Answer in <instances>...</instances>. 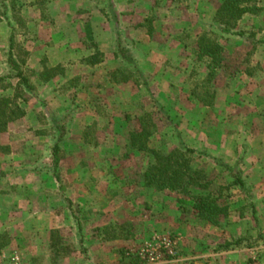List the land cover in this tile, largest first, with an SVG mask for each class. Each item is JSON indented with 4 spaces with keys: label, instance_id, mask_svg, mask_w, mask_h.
Instances as JSON below:
<instances>
[{
    "label": "rangeland",
    "instance_id": "rangeland-1",
    "mask_svg": "<svg viewBox=\"0 0 264 264\" xmlns=\"http://www.w3.org/2000/svg\"><path fill=\"white\" fill-rule=\"evenodd\" d=\"M123 1L135 7L132 12L135 23L148 17L149 20L141 24L146 30L154 29L149 32L157 46L154 45V49L161 47L163 56L170 57L179 51L172 40L173 25L180 28L185 23L187 28L175 39L192 47L197 35L217 28L212 16L221 0H63L52 10L57 15L53 19L49 15L56 0H6V10L0 2V77L11 73L7 53L9 38L13 35L14 60L29 77L36 94L33 98L24 91L15 92L16 80L0 83V97H19L16 102L24 112L23 117L9 123L5 132L0 133V235H7L8 241L0 249V264H97L99 254L96 256L98 251L91 240L94 237L102 240L100 246L106 241L126 240L127 245L115 251L116 262L111 264H144L137 253L155 236L173 242L171 254L159 253L155 264H172L184 253L178 254L182 240L173 232L176 226L181 230L191 229V241H184L182 248L199 258L190 264H225L226 260L264 264V239L257 238L256 212L252 216L254 203L258 207L264 204V192L250 186L260 184L261 171L257 167L263 164L261 156L264 157V111L258 108L264 102V44H256V41H264V0H257L260 9L257 15H245L232 34L218 37L224 49V68L212 85L218 98L217 106L214 105L217 108L203 109L192 97L193 81L202 80L204 70L189 59V49H186L180 52L179 61L165 62L163 78H154L150 71L143 76L126 73L133 89L122 87L119 106L115 111H108L106 103L110 99L104 98V90L98 89V96L88 91L76 96L74 90H68L72 79L69 76L74 78L83 73L81 79L91 83L96 75V72L73 67L89 52L84 51V55L77 52L80 50L77 47L79 32L73 31L71 24H80L82 19L90 17L93 9H103L113 21V34L124 45L127 33L116 15L124 13ZM11 5L15 6L14 10ZM178 10L185 14H177ZM147 12L150 13L146 16ZM173 12L176 15L169 17ZM44 23L49 26L37 30ZM34 30L37 32H31ZM102 35L110 36L109 31ZM27 39L34 44L33 51L28 52L25 47ZM45 42L55 44L56 53L60 49L72 53L68 63L51 65L43 49ZM54 53L52 51L51 56ZM143 66L153 70L147 64ZM193 68L197 74L189 78ZM174 70L178 76L173 74ZM245 71H251L253 76ZM60 72L63 79L55 81ZM165 75L168 78L165 79ZM139 85L143 86L142 90L136 88ZM91 105L100 117L87 133L89 144L80 149L74 143L62 146L67 156H62L58 167L54 168L50 151L57 136L50 129L52 121L55 119V123L65 125L68 141L78 134L75 124L92 121L91 113L83 112V108ZM144 113L151 114L155 124L149 148L201 152L191 156L192 166L204 172L212 183L211 190L231 183L226 166L241 172L250 186L249 192L243 194L238 188L222 191L219 202L227 206L228 215L220 218L218 227L200 221L189 206L183 212L180 202L186 201L184 197L142 188L140 175L150 160L126 148L125 144L128 132L138 123L136 118ZM76 172L79 177L75 176ZM53 175L58 178V186L51 181ZM30 185L41 189L36 190L39 197L36 200L30 201L29 197L34 196L28 189ZM260 189L262 191L264 186ZM200 193L191 190L192 195ZM78 199L82 202L77 204L74 201ZM251 205L253 208L249 207ZM63 214L67 215V226L62 220ZM107 215L110 225L106 227H110L109 235L113 238L103 234L105 227L93 228L97 221L99 224L105 219L108 221ZM238 240L242 241L239 246L219 249L225 243ZM50 245L56 246L52 250Z\"/></svg>",
    "mask_w": 264,
    "mask_h": 264
},
{
    "label": "trees",
    "instance_id": "trees-1",
    "mask_svg": "<svg viewBox=\"0 0 264 264\" xmlns=\"http://www.w3.org/2000/svg\"><path fill=\"white\" fill-rule=\"evenodd\" d=\"M0 2L2 9L6 10V0H0ZM11 2L14 3V1ZM11 9L14 10L15 6L11 5ZM259 12L260 9L257 7V0H221L212 16V23L217 27L216 29L197 35L196 41L192 47H188L182 40V42L179 41L184 48H189V58L204 70V72L201 73L203 79L197 82L193 81L194 91L191 94L200 106L204 108H213L215 104L216 93L213 91L212 85L220 71L224 68V49L218 42V37L221 35L232 34V30L236 27L237 22L245 15H257ZM238 36L243 35L239 34ZM256 44H264V41H256ZM13 48L14 41L13 35H11L9 38V48L7 53V65L10 68L11 73L6 77H1L0 83L16 80L17 85L13 88L14 91H24L28 93L30 97L34 98L36 97L35 89L31 84L29 77L22 72L17 62L14 60L12 53ZM115 51V56L118 59L129 65L133 63L129 51L122 46V43L118 39L116 40ZM101 58L102 55L94 50L91 56L83 60V63L88 66H94L101 62ZM245 72L248 76H253L251 71ZM62 74L63 72H60L57 75L62 76ZM196 74L197 73L193 68L189 78L194 77ZM128 79L129 76L121 77L122 82H126ZM80 83L81 78H72L69 80L68 90L75 91V89L80 86ZM2 90H7V87H2ZM18 99L19 97L17 96L12 99L0 97V133L5 132L9 123L16 122V120L24 116L23 110L17 105L16 101ZM140 115L141 116L136 118L138 122L136 127L128 132L125 147L134 153L144 154L147 159L150 160V162L148 161L147 167L140 175L142 179V188L159 193L168 191L184 197L186 201L180 202L183 204L181 206L183 212L185 211L184 209L189 206L190 209L197 214V218L200 221L212 227H218L220 225V218H226L228 215L227 206L222 205L219 202L222 197V191L225 189L229 190L230 188H238L243 194L249 192V187L245 179L242 177L241 172L238 170L232 171L231 168L226 166L225 168L228 171L231 183L226 186L218 187L217 190H211L210 187L212 186V183L207 180L204 172L195 169L191 162L192 155L202 153L193 149H187L184 152L181 150L166 152L149 148L148 143L155 133V124L152 122L151 114L144 113ZM129 118L130 117H127V119ZM55 122L56 120L54 119L52 121V127L50 128L54 130V133L57 136L50 151V161L53 167L57 168L63 156L62 146L64 147L67 145L63 140L68 134V131L66 130L65 125H59ZM91 128L92 125H89L83 129L81 136L84 146L85 144H89V141H87V133L92 131ZM53 176H55L54 179L57 181L58 178L56 175ZM193 189L198 190L201 193L199 195H192L191 190ZM70 206L71 205L69 204V210ZM249 207L253 208L252 205ZM254 210L255 209L253 208L252 216H254ZM76 222L80 228L78 219H76ZM103 230L105 236L109 235L110 227H105ZM6 236L7 235H0V249L5 247L8 242ZM109 236V238H113L112 235ZM257 238L260 239V234L257 235ZM241 242V240H238L232 244L225 243L219 249L228 250L232 246H239ZM55 246L56 245H50V248L53 250Z\"/></svg>",
    "mask_w": 264,
    "mask_h": 264
},
{
    "label": "crops",
    "instance_id": "crops-1",
    "mask_svg": "<svg viewBox=\"0 0 264 264\" xmlns=\"http://www.w3.org/2000/svg\"><path fill=\"white\" fill-rule=\"evenodd\" d=\"M56 1H57V3L53 2L54 3V4H52L53 7H51L52 9H50V15L49 16L51 19H53L54 17H57L55 11H52V10H54V8H57V5L59 6V4L63 0H56ZM149 1H159V0H149ZM58 2H60V3H58ZM123 3H124V7H123L124 13H120V14H116V15L118 16L119 19H121L120 20L121 24H123L122 30L125 33H127L126 40H125L126 43L124 45L122 43V46H124L129 51L130 57L133 60V63L131 65L127 64L126 62L121 61L120 59H118L115 56L117 37H115V35L113 34L115 31V29L113 28L114 24H113V21H111L110 15L108 14L107 11L93 9L94 12L90 14V17L87 16L86 19H84V20L82 19L80 21L81 22L80 24H77V25L71 24L74 27L72 30L74 31L77 29V31L79 32V37H78L79 44L77 43L79 46H77V47L80 50L77 52L82 53L83 55H84V51L89 52V54L87 56L85 55V57L83 59H80L78 62H76L75 65H73V67L79 68L83 71L85 70V71H89V72H96V75H94L91 83H89L87 79L86 80L81 79L80 86L77 89H75V95L78 96V95L85 94V91H88V93L92 92V95H94V94H97L96 91H98V89H101V91L104 90V92L106 94V97H104V98L110 99L109 100L110 102L106 103V109L108 108V111H110V110L115 111L116 106H119V105H117V101H118V98H120L119 96H121V93H120L121 88L122 87H127V88L130 87L131 88L133 86L131 84V81H129V79L126 82H122L121 81L122 76L125 77L127 74L131 75V76H133L134 74H139L140 76H143L144 74H149V71H150V74H152V76L154 78H156V77L163 78L165 62L171 61L172 63H175V62L179 61V59L181 57L180 52H184V50H186V48H184L182 43H180L179 41H176L177 39H175V36H178L179 32L182 31L183 28L186 27L185 23H183V25L180 28L178 26L176 27V25H173V28L171 30L173 35L175 33L172 40L176 43L177 47H179V51L177 50L176 53H172L170 55V57L169 56H163V50L161 47L154 49L155 43H154V39H151V37L149 35V29L146 30L143 27V24H141V23H146V20L148 19V17H146V18L144 17V20L142 22L140 21V23H138V22L135 23L133 21L134 19L132 18V16H133L132 12L135 10V7H133V6L131 7V4H130L131 2H129V1H123ZM133 5H135V4H133ZM107 10H110L109 6L107 7ZM178 11H179V13H177V14L184 13L181 10H178ZM140 12L142 13L143 10H141ZM149 13L150 12H147L146 16L149 15ZM175 15H176V13L173 12V14L172 13L169 14V17H173ZM170 19L172 20L173 18H170ZM45 23L42 25V27L39 26L37 30H39L40 28H41V30L46 29L47 26H49V25H47ZM65 25H67V24H65ZM152 29L153 28H150V33L154 30V29L153 30ZM104 31L105 32L109 31L110 36L105 37L104 35H102V32H104ZM31 32H37V31L34 30ZM76 34H77V32H76ZM172 40H171V42H173ZM25 47L28 48V52L33 51L32 49L34 48V44L32 42H29L27 39V43H25ZM52 47H54V48H52ZM55 47H56L55 44L45 42V44L43 45V49L46 52V59L53 66L59 65V64L60 65L67 64L68 61L70 60V56L72 53L71 54L66 53L65 49H63V50L60 49L59 50L60 52L56 53ZM81 49L83 50L82 52H80ZM132 49H136V50H138V52H136V50L133 52ZM188 49L189 48H187V50ZM94 50L98 51L102 55L101 62L97 65H94V66H88V65L84 64L83 60L85 58L91 56L93 54ZM52 51L55 52L54 56H51ZM34 64H36V63H34ZM144 64H147V66H149V67H153V70L145 69V67L143 66ZM138 66H139V68H138ZM174 73H177L175 75L178 76V72L176 70H174L173 74ZM82 74H80V75L77 74L76 77L82 78L81 77V76H83ZM72 76L73 75H71V77L69 76V78H73ZM165 76H164L165 79L168 78L167 76L166 77ZM62 77L63 76H58L57 77L58 79L56 78L55 81L56 80H58V81L62 80L63 79ZM184 77H185V75H184ZM85 81H86V83H85ZM130 85H132V86H130ZM136 88L142 90L143 86L139 85V87H136ZM131 89H133V88H131ZM132 94H133V92H132ZM132 94L130 96H132ZM96 96H98V94ZM217 101H218V98L216 95L215 104H214L216 106H217V103H216ZM216 106L215 107L213 106V107L217 108ZM202 108L208 109V108H204V107H202ZM258 108H259L260 112H261V110L264 111V102H263V105L261 107H258ZM198 109H199V107H198ZM94 110H96V109L94 108L93 105L88 106V108H86V107L83 108V112L86 111V112L91 113L92 121L86 122V123L83 122L82 124L81 123L75 124L76 128H78V134H77V136H75V138L71 137V139H69L68 141L65 138V140H66L65 142L67 144H70V145H72L73 143L77 144L76 147L79 149L81 147L82 148L84 147L83 139L81 136L83 129L85 127L91 125L93 122H98L99 117H100L99 115H97V113ZM135 112H136V110H135ZM135 112H133V113H135ZM128 113H131V112L128 111ZM263 147H264V144H263ZM262 154H263V152H262ZM65 156H67V153L64 152L63 158ZM261 157L263 158V164L258 165V167H257L258 171H261V177L258 180V183L260 182V184L256 185V186H254V185H250V186L252 188H254L253 190H255V191L259 190L260 192H264L263 191L264 189L262 191L260 189L261 186H264V157L263 156H261ZM257 169L254 168V170H257ZM75 176L76 177L78 176L77 172L75 173ZM51 181H53V183L58 186L57 181L54 178H51ZM80 187L83 188V185H80ZM28 189L30 191H32V193H34L33 194L34 196L29 197L30 201L36 200L39 198L38 196H36V194H37L36 190L38 189L37 187H35L34 185H30L28 187ZM38 190H41V189L39 188ZM91 190H93V188ZM94 192H96V191H94ZM46 196H48V195H46ZM263 198H264V195H263ZM74 202H77V204H78L79 202H82V200L78 199V200H75ZM260 208H261V210H260ZM254 209L256 212L255 218L257 221L258 228H259L260 238L264 239V204H262L261 207H258V205H256L254 203ZM92 213L93 214L95 213L94 210H92ZM113 213L111 212V214H113ZM63 215H64L63 216L64 218L62 217V220H63V222H66L65 224L67 226V224H69L68 220L66 221L67 215L66 214H63ZM105 217L109 218L110 216L107 215ZM109 220H110V218L108 219V221H106V219H105V222L102 221V223H100L101 226H100L99 222L97 221L96 225L93 228L96 229V228L106 227V226L110 225ZM111 220L114 221L115 219L112 217ZM174 230L175 231H173V232H175L176 236H179V238H181V240H182L181 244L179 243L180 245L178 247V249H179L178 254H180L179 252H183V251H184V253H182V255H183V256H181L182 258L180 257L177 260V262H173L172 264H175V263L184 264L185 262H187L186 264H190V263H192L191 261H196L197 260L196 258H199V257H192L193 252H191V251L186 252L182 248L183 245H185L184 241H187L188 243H190V241H191L190 240L191 237L189 236V233H190L189 230H191V229L188 228V230H185V229L181 230V229L177 228V226H176V228ZM149 231H151L150 228H149ZM87 238H89V237H87ZM91 240L93 242H95V244L93 245V247H95V251H98V253H96L97 254L96 256H98V254H99V256H98L99 263L97 262V264H105V263L111 264L113 262L115 263L116 262L115 251L118 248L121 249L127 245L126 240L124 238H122L120 240H115L112 242L106 241V243L102 244V246H100L102 240H99L100 243H99V241H97L96 237H94ZM251 253L253 256H255V253H253V252H251ZM104 254L106 255V257H108L107 259H106V257H104ZM186 255H188V256L186 257ZM186 258L188 260H186ZM254 258L255 257H252V259H254ZM93 259H94V257H93ZM262 259H264V257ZM225 262H226L225 264H239L238 262H235L234 260H232V261L226 260ZM210 264H213V263H210Z\"/></svg>",
    "mask_w": 264,
    "mask_h": 264
},
{
    "label": "built area",
    "instance_id": "built-area-1",
    "mask_svg": "<svg viewBox=\"0 0 264 264\" xmlns=\"http://www.w3.org/2000/svg\"><path fill=\"white\" fill-rule=\"evenodd\" d=\"M172 248L173 242L171 239L155 236L145 243L137 254L144 264H155L159 261V253L167 251L171 254Z\"/></svg>",
    "mask_w": 264,
    "mask_h": 264
}]
</instances>
